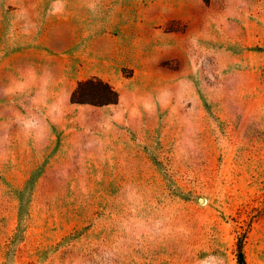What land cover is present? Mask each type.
<instances>
[{
  "label": "rangeland",
  "instance_id": "obj_1",
  "mask_svg": "<svg viewBox=\"0 0 264 264\" xmlns=\"http://www.w3.org/2000/svg\"><path fill=\"white\" fill-rule=\"evenodd\" d=\"M54 57L119 102L55 100ZM241 237L264 264V0H0V264H238Z\"/></svg>",
  "mask_w": 264,
  "mask_h": 264
},
{
  "label": "trees",
  "instance_id": "obj_2",
  "mask_svg": "<svg viewBox=\"0 0 264 264\" xmlns=\"http://www.w3.org/2000/svg\"><path fill=\"white\" fill-rule=\"evenodd\" d=\"M119 99L118 89L109 80L98 75L80 80L71 94V101L74 103L108 105L118 103ZM237 255L238 264H247L242 237L238 240Z\"/></svg>",
  "mask_w": 264,
  "mask_h": 264
},
{
  "label": "crops",
  "instance_id": "obj_3",
  "mask_svg": "<svg viewBox=\"0 0 264 264\" xmlns=\"http://www.w3.org/2000/svg\"><path fill=\"white\" fill-rule=\"evenodd\" d=\"M68 60L62 57L52 58L48 65L51 69L54 70L53 76L48 79L49 88L52 89L53 96L61 98L64 103L67 101V98L71 95L75 89L77 83L82 78L78 77H68L66 71V63Z\"/></svg>",
  "mask_w": 264,
  "mask_h": 264
},
{
  "label": "water",
  "instance_id": "obj_4",
  "mask_svg": "<svg viewBox=\"0 0 264 264\" xmlns=\"http://www.w3.org/2000/svg\"><path fill=\"white\" fill-rule=\"evenodd\" d=\"M200 200H201V201H204V200H205V198H201Z\"/></svg>",
  "mask_w": 264,
  "mask_h": 264
}]
</instances>
